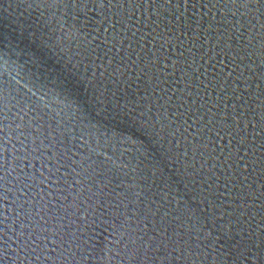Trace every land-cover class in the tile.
Segmentation results:
<instances>
[{"label": "water", "instance_id": "obj_1", "mask_svg": "<svg viewBox=\"0 0 264 264\" xmlns=\"http://www.w3.org/2000/svg\"><path fill=\"white\" fill-rule=\"evenodd\" d=\"M0 0V264H264V0Z\"/></svg>", "mask_w": 264, "mask_h": 264}, {"label": "snow or ice", "instance_id": "obj_2", "mask_svg": "<svg viewBox=\"0 0 264 264\" xmlns=\"http://www.w3.org/2000/svg\"><path fill=\"white\" fill-rule=\"evenodd\" d=\"M80 0H76V3H79ZM88 0H85V3H87ZM92 2L97 7H104L106 3H108V0H92ZM236 0H233V3L235 4ZM163 3L165 6H171L172 0H163ZM187 3V0H185V4ZM260 7L261 5L256 3V0H243V3L241 4L242 7Z\"/></svg>", "mask_w": 264, "mask_h": 264}]
</instances>
